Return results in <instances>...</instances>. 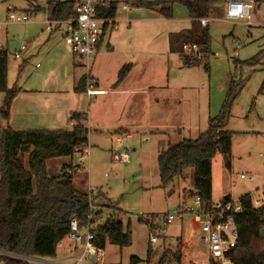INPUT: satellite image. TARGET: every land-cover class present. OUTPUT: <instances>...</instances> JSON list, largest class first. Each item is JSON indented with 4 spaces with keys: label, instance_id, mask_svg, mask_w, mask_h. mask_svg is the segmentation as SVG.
Masks as SVG:
<instances>
[{
    "label": "rangeland",
    "instance_id": "rangeland-1",
    "mask_svg": "<svg viewBox=\"0 0 264 264\" xmlns=\"http://www.w3.org/2000/svg\"><path fill=\"white\" fill-rule=\"evenodd\" d=\"M30 3L39 5L38 16L48 15L43 1L0 0V23H6L11 13L9 7L12 13L21 14ZM45 18L46 23L48 19ZM115 22L117 29L107 32L105 43L95 59H91L90 72L109 90L120 84L122 69L130 74L132 83L140 85L142 78L143 87L150 84L153 89L147 97L140 94L132 98H128L132 95L106 98L104 107L111 106V111L96 113L104 125L93 126L90 131V157L74 176L73 185L81 192H93L94 208H117L128 213L116 211L115 215L123 214L125 228L130 224L132 245L121 249L107 244L105 264H131L132 258H139L142 261L139 264H148L150 251V264H160L163 251L168 256L162 264H205L201 220L186 217L181 227V221L168 225L163 219V215L173 212L184 201L185 186L187 193L193 190L194 170L186 169L183 177H177L164 189L159 184L157 158L169 146L205 133L209 119L220 116L225 110L232 87L226 125V130L234 133L232 153L227 159L218 154L213 160L212 200L218 202L230 197L239 201L251 195L264 206V0L257 3L251 21L229 20L226 10L222 13L216 9L209 22V53L200 54V61L205 57L208 60L209 71L204 69V64L186 67L181 58L180 42L174 44L175 52L170 49L173 35L192 28L188 10L182 4H174L171 20L156 11L131 5L124 9L118 4ZM37 25L34 21L32 24L8 23L0 30V47L7 51L9 64L13 61L18 64L25 58V54L19 52L28 38L41 33L40 30L48 35L44 23L39 24L43 29L35 28ZM62 33H66L64 27L58 31L59 35ZM15 54L23 57L17 61ZM254 58H257L256 63ZM79 72L87 75L84 68ZM9 74L13 78L12 71ZM2 97L5 95L0 94V99ZM101 99L103 97H96L93 102ZM127 99L131 101H127L126 106L134 102L137 106H133V110L141 111L137 118L140 123L130 129L134 137L131 144L128 140L117 144V138L125 135L114 125V118ZM115 152H129L130 163L114 162ZM64 161L66 159L49 162L50 174L65 173L62 171ZM72 163L69 171L79 166L76 154ZM185 204L191 205V201L187 199ZM110 215L108 210H103L101 221H106ZM149 219L163 234L157 243L150 242L154 231L149 227ZM163 236H167L166 241ZM171 237H178V240ZM182 239L191 250L183 248ZM65 242L80 246L78 240L70 236ZM194 256L197 257L192 258ZM87 260L94 262L90 258Z\"/></svg>",
    "mask_w": 264,
    "mask_h": 264
},
{
    "label": "trees",
    "instance_id": "trees-1",
    "mask_svg": "<svg viewBox=\"0 0 264 264\" xmlns=\"http://www.w3.org/2000/svg\"><path fill=\"white\" fill-rule=\"evenodd\" d=\"M132 8L158 12L167 20L173 19V6L182 4L192 21L191 30L173 35L170 49L180 42L181 58L186 67L204 64L209 71L206 57L200 61L183 51L184 45H195L200 54L209 53L211 37L208 26L201 27L200 21L209 19L215 12L214 0H126ZM257 1V0H256ZM261 1V0H259ZM119 2L99 15L115 19ZM51 21L70 20L74 17L70 2H51L48 5ZM256 63L257 58H254ZM122 69L120 83L128 72ZM8 53L0 49V94L5 95L0 118L7 121L12 101L18 91L9 88ZM87 76L83 77L76 93H86ZM232 87L229 90L225 110L220 116L210 118L208 130L196 139H186L169 146L157 158L160 187L166 189L177 177H183L188 168L194 170L193 190L189 198L200 197L205 209L213 204L212 164L218 154L227 159L232 153L233 132L226 130ZM71 131H26L17 132L9 126L0 130V251L39 260H52L57 255L59 244L71 235V221L77 220L82 228L89 223L91 207L95 197L84 193L73 185L76 169L53 176L47 164L58 159L72 164L77 149L88 144L89 129L87 115L72 113L69 117ZM64 165L62 171L73 165ZM229 166V164H227ZM58 188L59 194H55ZM223 200H230L226 197ZM243 212L236 217L238 226L237 247L233 251L234 264H264V206L255 208L253 198H240ZM100 214L92 222L94 244L105 250L110 244L119 248L132 245L130 227L124 228L121 216H113L100 223ZM99 222V223H98ZM150 260V252L148 262ZM2 264H32L20 258L1 255ZM132 258L131 264H139Z\"/></svg>",
    "mask_w": 264,
    "mask_h": 264
},
{
    "label": "crops",
    "instance_id": "crops-1",
    "mask_svg": "<svg viewBox=\"0 0 264 264\" xmlns=\"http://www.w3.org/2000/svg\"><path fill=\"white\" fill-rule=\"evenodd\" d=\"M36 3L38 1H43L46 4V10L48 15L38 16L37 13L41 10L39 5H34L30 3V6L25 12L19 13L17 15H28L31 17L30 21L27 23L20 24H32L33 21L35 24H38L37 29H43L39 26V24L45 23V17L50 20V10L49 3L52 0L46 2L45 0H32ZM229 0H214L213 7L216 12L227 10V2ZM54 2V1H53ZM259 0L255 2L254 10ZM9 9V8H8ZM253 10V11H254ZM9 18V15H8ZM8 18L6 23H0L1 29L8 24ZM212 18V16H211ZM209 18V22L210 19ZM37 20V21H35ZM17 24V23H12ZM36 26V25H34ZM64 27L63 25L54 26L52 31H49L48 35H43V30H40L41 33H38L36 36L32 38H28L26 40L25 50H20L19 53L25 54V58L18 64L13 61L12 64H9L8 71V84L9 88L18 91L17 95L12 101V105L9 110V118L7 121L2 120L0 118V130L6 126H9L11 129L17 132H26V131H51V132H60V131H71L73 126L69 121V117L72 113H82L86 114L88 121L87 126L89 129V137L90 131H92L93 126L102 127L104 125L103 119L100 120L97 118V112L106 113L110 110V107L105 108V101L108 99H112L114 95H132L131 97H136L137 95H151V89H153L150 84L142 85V78H140V85L134 84L131 82L130 74L127 75L124 80L115 88L109 90L106 87H102V84L99 83V79L95 77L94 74L90 72V78L94 81L96 89L100 91H104L103 95H98L94 97H88L86 93H76L75 88L79 84L80 80L87 76L85 73L79 72L80 68L85 69L84 63L85 60H81L72 55L69 47L64 42V33L62 35L58 34V31ZM65 28V27H64ZM209 28V24H208ZM66 29V28H65ZM114 30H111V32ZM108 32V31H107ZM107 32L104 34L102 38V42L100 43L99 50L100 51L102 45L105 43L104 39L106 38ZM23 37H21L22 39ZM0 49L4 50L2 47ZM6 51V50H5ZM20 54L19 58H16V54L14 55L15 59L21 60L23 55ZM95 59V57L93 58ZM16 61V60H15ZM86 70V69H85ZM10 71L13 73V78H10ZM96 97H103L101 100H96L93 102V99ZM5 97L0 99V112L4 105ZM127 101H131V99H127L125 106L121 107L119 111L116 113L114 118V125L118 126V129L122 134L132 137L133 142V134L130 131L131 127L135 129V127L139 126L140 120H138L140 110H133V106L136 107L137 104L134 102H130V106L127 105ZM111 111V110H110ZM133 111L135 113H133ZM105 120V119H104ZM88 137V145L90 144ZM106 138H109L107 136ZM126 140V139H124ZM123 140V141H124ZM122 141V143H123ZM128 142V141H127ZM132 142H129L130 144ZM121 143V144H122ZM160 155V154H159ZM90 157V155H89ZM65 163H62V167L64 165H70V161L66 160ZM69 163V164H67ZM73 165V163L71 164ZM76 170L78 171L81 166H76ZM63 169V168H62ZM70 168L65 169V172H69ZM50 172V171H49ZM72 172V171H71ZM78 171L74 176L76 177L79 174ZM73 178V181L75 179ZM74 184V183H73ZM77 189V188H76ZM93 193V192H91ZM192 194L191 192L187 193V187L184 188V201L186 202L189 199V196ZM178 206L185 204V202ZM94 212L100 214V219L102 218V211L108 210L110 212V217L115 216L116 211L123 212L128 214L127 212L119 209L112 210V208H98L93 206ZM114 212V213H113ZM168 214V213H167ZM166 214V215H167ZM166 215H163V219L165 220ZM126 216V215H125ZM108 218V219H109ZM122 221L124 219L123 214L121 216ZM107 219V220H108ZM187 219H196L193 217H187ZM143 221V219H140ZM145 220V219H144ZM184 219L180 222L182 227ZM104 222L100 220V223ZM99 223V222H98ZM124 225V223H123ZM130 227V224H128ZM127 226V227H128ZM126 227V228H127ZM125 228V226H124ZM159 229V228H158ZM81 236L86 234V231L81 229L79 231ZM163 235V234H162ZM162 235L158 236V239L162 237ZM71 237V236H70ZM72 238V237H71ZM165 238V239H164ZM174 240H178V237H171ZM164 241L167 240V236H163ZM170 239V238H169ZM67 238H65L58 246L57 255L52 260H42L44 263L37 262L35 264H77V259L82 256L83 248L80 243V246L77 247L74 244H70L69 242H65ZM203 243V237L201 239ZM182 241L183 248L186 250H191L188 245H186ZM158 242V241H157ZM156 242V243H157ZM61 247L60 251L59 248ZM80 248V249H79ZM103 253L105 250H102ZM160 264L166 259L168 256L166 251H163ZM152 252L150 251V256ZM194 256L192 258H196ZM189 258H191V253ZM85 258L84 264H97L95 262H90ZM139 259V258H138ZM176 259H180L179 256H176ZM141 261V260H140ZM167 261V259H166ZM32 263V262H31ZM150 264V261L149 263Z\"/></svg>",
    "mask_w": 264,
    "mask_h": 264
},
{
    "label": "built area",
    "instance_id": "built-area-1",
    "mask_svg": "<svg viewBox=\"0 0 264 264\" xmlns=\"http://www.w3.org/2000/svg\"><path fill=\"white\" fill-rule=\"evenodd\" d=\"M48 2L49 0H45ZM73 4L74 17L70 20L64 21H46L47 31H52L54 26L63 25L66 28L64 35V42L69 47L73 56L78 59L85 60L84 67L87 70V91L88 97L103 95L105 92L96 89L94 81L90 78V63L91 59L96 56L99 50L100 43L104 34L109 30H116L117 27L115 19L101 17L99 14L112 7L118 1L119 4L128 9L129 5L126 0H52V2ZM256 0H229L227 2L226 17L229 20L251 21L252 12L254 10ZM8 23H27L31 17L28 15H17L13 9L9 7ZM201 27L205 28L209 24L208 19L200 21ZM0 24V29H1ZM26 46H22L21 50H25ZM183 51L198 60L202 59L199 49L195 45H184ZM19 58V54L15 55ZM89 137V134H88ZM126 139L132 142V137L127 135L124 138H117V144H121ZM75 154L78 157L79 166H83L84 161L89 159V146L79 150ZM113 161L123 164H128L131 161V155L126 153H114ZM244 178V176H241ZM191 205L183 204L177 207L173 212H170L165 217V222L172 225L176 221H182L186 217L198 218L201 220V230L203 232V243L206 246L205 264H234L232 261V254L237 247L238 241V226L236 224V217L243 212L240 201L221 200L213 202L210 209H205L200 197L193 196L189 198ZM255 208L262 207L258 201L253 200ZM96 219V213L93 206L91 207V214L89 216V223L80 227L77 220L71 221V237L78 240L83 248V254L77 259V264H84L85 258L93 259L97 264H105L104 253L94 244L95 235L93 232L92 222ZM149 227L154 231L150 235V242L156 243L161 231L155 228L153 220L149 219ZM83 229L86 231L84 236L79 234Z\"/></svg>",
    "mask_w": 264,
    "mask_h": 264
},
{
    "label": "water",
    "instance_id": "water-1",
    "mask_svg": "<svg viewBox=\"0 0 264 264\" xmlns=\"http://www.w3.org/2000/svg\"><path fill=\"white\" fill-rule=\"evenodd\" d=\"M57 192H58V188L55 189V193H57ZM0 254L15 257V258H20V259H23L25 261L32 262V263H34V262L35 263H37V262L44 263L42 260H39V259L29 258V257H25V256H19V255H15V254L4 252V251H0Z\"/></svg>",
    "mask_w": 264,
    "mask_h": 264
}]
</instances>
